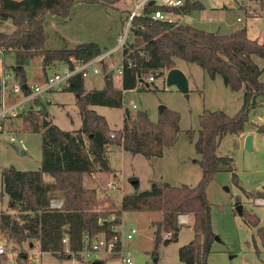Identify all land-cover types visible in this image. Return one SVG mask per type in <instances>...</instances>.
Listing matches in <instances>:
<instances>
[{"label":"trees","instance_id":"trees-1","mask_svg":"<svg viewBox=\"0 0 264 264\" xmlns=\"http://www.w3.org/2000/svg\"><path fill=\"white\" fill-rule=\"evenodd\" d=\"M79 1L109 4L116 0H0V19H10L14 26L11 32L0 31V54L13 57L11 67L22 85H28L23 64L34 55L41 56V72L45 73L52 63L71 64L73 59H90L102 51L95 42H83L73 48H45L46 16L65 18ZM202 8L200 2L191 0H183L179 7L146 3L131 21L133 39L122 52L124 70L120 86L104 77L101 89L86 90L84 78L76 75L62 90L75 96L81 120L78 129L58 127L49 119V114L45 115L44 104L35 100L41 105L40 111L26 113L31 125L29 130L41 133V165L37 170H18L13 166L2 170L3 189L14 210L13 214L0 213V231L8 240L15 244L34 240L42 252L58 253L64 258L68 257L62 243L65 234L68 250L76 253L83 247L84 233L103 232L106 238L119 234L115 228L121 224L124 211H157L159 216L150 221L152 255L156 256L162 244L177 240L178 215L185 214L193 218V238L179 247L178 258L182 264H208L207 256L215 234L206 188L220 169L231 172L237 183L232 159L219 156L216 150L225 135L244 131L249 110L257 106V97L264 95V82L259 79L262 70L252 58H264V42L249 38L246 27L218 34L177 20L151 18L156 10L184 16ZM175 58L196 63L211 78L220 75L231 90L243 88L242 105L233 116L222 110H204L198 117L197 132L186 131L191 139L195 132L197 135L194 148L200 157L194 161L201 168V177L195 185L173 186L153 180L149 190L125 194L115 204L106 181L99 188L86 183L91 175L109 180L114 174L109 164L108 147L117 144L124 151L146 159L161 157L164 148L177 140L180 116L175 110L162 108L154 122L146 111L129 110L128 116L124 114L122 127L116 130L110 129L105 117L90 106L121 108L125 91L149 90L152 82L139 83L141 77H164L168 70L176 67ZM128 62L131 66H127ZM40 113L43 117L38 121ZM256 130L264 133V125H257ZM110 133L114 136L110 137ZM44 174L51 179L46 180ZM256 197L264 199V190L257 192ZM51 198L62 199L63 207L49 208ZM241 216L256 229L260 248L264 249V224L244 207ZM168 232L171 236L165 238L164 233ZM253 245L259 253L258 245L255 242Z\"/></svg>","mask_w":264,"mask_h":264},{"label":"rangeland","instance_id":"rangeland-1","mask_svg":"<svg viewBox=\"0 0 264 264\" xmlns=\"http://www.w3.org/2000/svg\"><path fill=\"white\" fill-rule=\"evenodd\" d=\"M141 0H116L114 3L76 2L67 17L62 18L48 14L44 23L45 48H73L83 42H95L102 51L110 50L112 40L115 42L127 24V15L134 5ZM161 3V0H156ZM204 2L205 8L191 10L179 23L188 24L218 34H226L246 27L247 35L260 43L264 39V0H191ZM222 2L232 8H219L214 3ZM202 4V3H201ZM203 5V4H202ZM237 18L240 21H237ZM14 26L11 20L0 19V31L11 32ZM133 37L131 36V42ZM127 43V44H128ZM120 58V54L117 55ZM261 68L259 79L264 82V58L252 56ZM40 55H34L23 64L26 83L40 84L49 74L62 70L61 62L50 64L42 73ZM179 68L188 81V91L182 92L176 85H167L164 77H155L149 90L132 89L123 93L121 108L92 105L98 114L105 116L111 129L122 127L125 108L130 111H146L152 121H156L161 107L179 113V133L174 145L166 148L161 158L146 159L140 154L123 152L117 144L109 146V164L114 169L119 188L111 192L112 201L117 204L121 196L150 189L153 180H163L173 186L181 184L195 185L201 177V168L194 161L199 158L194 148L196 132L199 128L198 117L204 110H222L229 116L238 112L242 105L243 88L231 90L220 75L211 78L202 68L193 62L175 58ZM14 60L10 55H0V101L3 97V74L6 76L5 97L8 103L19 98L12 94L11 87L20 83L12 69ZM39 78L37 79V77ZM151 76V75H150ZM147 83V77H145ZM113 84L120 86L118 80ZM102 75H89L84 78L86 88H101ZM11 96V97H10ZM10 98V99H9ZM257 106L248 112V121L240 134L225 135L217 147L219 156L232 159L237 183L232 173L220 169L206 188V198L210 206L212 230L218 239H214L207 256L208 264H264V249L260 248L256 229L248 225L236 210L237 203L248 212L259 217L264 224V204H258L256 193L264 190V133L256 130L257 125H264V95L257 97ZM75 96L69 91H50L43 95V104L49 119L64 130H75L81 120ZM135 104V108H132ZM28 107V106H26ZM33 110V109H31ZM27 110L26 112H28ZM23 112L0 121V213L13 214L9 206L8 195L4 192L2 170L13 166L18 170H37L41 165V133L29 130V116ZM37 112V111H36ZM38 121L42 114H37ZM188 129L195 130L191 139L186 135ZM251 135V148L245 147V136ZM14 136V140L10 136ZM23 151V153L21 152ZM46 180L51 176L44 174ZM113 179L91 175L86 183L99 188L103 182ZM102 186V185H101ZM159 216L157 211H124L121 224L116 227L121 235L134 228L130 240H122V252L129 255L133 264H182L178 258V249L193 238V218L188 215L185 224H180L176 241L158 248L156 256L152 255L153 230L150 221ZM254 242L260 248L256 253ZM31 241V242H30ZM15 244L0 231V243L8 252H15L4 264H29L33 250L38 243L34 240ZM32 246L30 247L29 245ZM33 249V250H32ZM19 255V257H18ZM44 264H121L120 255L96 252L83 257H60L58 253L43 252ZM156 259V260H155ZM97 262V263H96Z\"/></svg>","mask_w":264,"mask_h":264},{"label":"built area","instance_id":"built-area-1","mask_svg":"<svg viewBox=\"0 0 264 264\" xmlns=\"http://www.w3.org/2000/svg\"><path fill=\"white\" fill-rule=\"evenodd\" d=\"M148 2H153V0H141L134 5V8L129 11L127 15V24L124 30L119 33L115 46L106 51H101L97 55L93 56L90 59H73L71 64H61L63 66L62 70H57L52 74H49L45 77L43 82L40 84H32L24 86L21 83H15L11 87L12 94L19 95V98L13 102L8 103L5 97L6 88V79L7 75L3 74L2 85H3V97L0 101V121L4 118L16 116L27 110L40 111L41 105L37 104L35 100L43 102V95L50 91H62L66 86L70 84V80L76 76L80 75L83 78L89 75H102L103 77H109L113 80H118L121 83L123 78V49L127 46L128 41L131 38L130 28L131 21L136 16L139 15ZM155 3V2H153ZM162 5L168 7H179L183 4V0H161ZM153 20L160 21H175L170 13H167L162 10H156L151 14ZM238 20H240L238 18ZM120 54V58H117V55ZM127 66H131V63L128 62ZM147 83L153 82V76H146ZM146 82L145 77H141L139 83ZM25 88V89H24ZM28 106V107H26ZM132 108H135V104H132ZM1 129V126H0ZM114 134L110 133V137H113ZM10 139L13 141L14 136L11 135ZM107 188L110 191H115L119 188L117 181L111 179L107 182ZM258 204H264V200L258 199ZM49 208L51 209H61L63 207V200L59 198H51L49 200ZM188 215L181 214L178 215V223L185 224L187 222ZM116 229V228H115ZM119 232V231H118ZM135 229H129L125 234L112 235L110 238H106L103 232L96 234L84 233L82 236L83 247L78 252L74 253L68 250V237L65 234L62 238V243L64 244V253L68 256L75 257L78 255L80 258L83 255L89 256L96 252H103L107 254H117L120 255L121 264H133V260L129 255H126L122 252V240H130L133 238ZM171 234L164 233V237L168 238ZM33 250V249H32ZM33 257L30 259L29 264H44L42 262V251L38 248L33 250ZM8 253L4 244L0 243V256H4Z\"/></svg>","mask_w":264,"mask_h":264},{"label":"water","instance_id":"water-1","mask_svg":"<svg viewBox=\"0 0 264 264\" xmlns=\"http://www.w3.org/2000/svg\"><path fill=\"white\" fill-rule=\"evenodd\" d=\"M165 80H166L167 85H176L182 92H187L188 91V81L186 79V76L177 67L171 68L170 70L167 71V73L165 75ZM162 108H164V107H161V109ZM124 110H125L126 116H128L129 115V109L125 108ZM47 114L48 113L46 112L45 115H47ZM251 138H252V136L250 134L245 137V147L247 149L251 148ZM236 210L241 215L242 214V210H243L242 205L241 204H237ZM214 239H218V236L215 235Z\"/></svg>","mask_w":264,"mask_h":264},{"label":"crops","instance_id":"crops-1","mask_svg":"<svg viewBox=\"0 0 264 264\" xmlns=\"http://www.w3.org/2000/svg\"><path fill=\"white\" fill-rule=\"evenodd\" d=\"M236 1V0H235ZM153 2H155V3H157V1L156 0H153ZM237 2H238V0H237ZM201 3L203 4V7L205 8V4H204V2H202L201 1ZM214 5H217L219 8H232V6H233V4L231 3V4H228V6H226L224 3H222V2H217V3H214ZM170 16L174 19V20H179V19H181V16H177V15H174V14H171L170 13ZM7 20H9V19H7ZM237 21H240V20H238V18H237ZM44 30H45V28H44ZM46 39V38H45ZM114 40H112V43H111V45H114L115 46V42H113ZM116 41V40H115ZM260 41H264V39L263 40H260ZM113 46V47H114ZM0 55H2V54H0ZM13 58V57H12ZM14 60V59H13ZM92 76H94V75H92ZM37 77V76H36ZM39 78V76L37 77V79ZM102 83H103V85H104V77H103V81H102ZM28 84H31V83H28ZM84 86H85V82H84ZM103 87V86H102ZM101 87V88H102ZM85 88H86V86H85ZM101 88H93V89H101ZM86 90H88L87 88H86ZM89 90H91V89H89ZM11 97V96H10ZM10 99V98H9ZM90 107H92V105L90 106ZM91 109H93V108H91ZM94 110V109H93ZM105 117V116H104ZM106 119V118H105ZM106 121H107V119H106ZM107 123H108V121H107ZM81 125V124H80ZM108 126H109V123H108ZM109 128H110V126H109ZM111 129V128H110ZM247 136V135H246ZM245 136V137H246ZM121 147V146H120ZM170 147H172V146H170ZM170 147H166V148H170ZM166 148H164V150L166 149ZM121 149H122V147H121ZM123 150V149H122ZM108 152H110V148L108 147ZM123 152H126V151H124L123 150ZM164 152V151H163ZM22 153H23V151H22ZM163 155V154H162ZM162 157V156H161ZM161 157H153V158H161ZM111 167V166H110ZM114 170V169H113ZM112 175H114L115 176V173L114 174H112ZM163 181V180H162ZM117 230V229H116ZM30 247L32 246V244L31 245H29ZM15 252H8L6 255H4V256H0V264H4L9 258H13V254H14ZM97 263V262H96Z\"/></svg>","mask_w":264,"mask_h":264}]
</instances>
